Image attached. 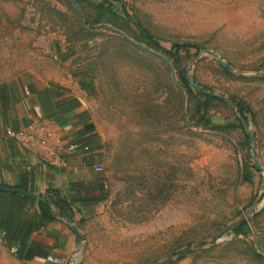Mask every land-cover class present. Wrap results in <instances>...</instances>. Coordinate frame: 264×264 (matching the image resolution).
Here are the masks:
<instances>
[{
  "label": "rangeland",
  "instance_id": "obj_1",
  "mask_svg": "<svg viewBox=\"0 0 264 264\" xmlns=\"http://www.w3.org/2000/svg\"><path fill=\"white\" fill-rule=\"evenodd\" d=\"M99 3L112 13L97 18ZM142 29L186 45L175 60ZM76 68L94 85L105 191L65 264H153L187 246L165 264H264V74L250 76L264 71V0H0V83ZM180 71L254 119L239 126L234 107L203 101ZM239 217L245 233L211 239ZM0 264L22 261L0 242Z\"/></svg>",
  "mask_w": 264,
  "mask_h": 264
},
{
  "label": "crops",
  "instance_id": "obj_2",
  "mask_svg": "<svg viewBox=\"0 0 264 264\" xmlns=\"http://www.w3.org/2000/svg\"><path fill=\"white\" fill-rule=\"evenodd\" d=\"M94 85L86 71L25 73L0 83V185L24 188L44 198L57 189L69 203L51 221L38 202L0 191V242L22 264H65L76 245L66 216L78 227L96 213L104 197V144L91 113ZM36 128L44 143L28 148L11 136Z\"/></svg>",
  "mask_w": 264,
  "mask_h": 264
},
{
  "label": "trees",
  "instance_id": "obj_3",
  "mask_svg": "<svg viewBox=\"0 0 264 264\" xmlns=\"http://www.w3.org/2000/svg\"><path fill=\"white\" fill-rule=\"evenodd\" d=\"M112 13V11L110 10V8L108 6H105L104 3H99L97 4V18L100 15L106 14V13ZM96 18V19H97ZM142 34L145 40V43L147 45H151L155 50L169 54L171 57H173L175 60H177L176 57V53H173L172 49H167L164 46H162L155 37H153L147 30L142 29ZM186 45L185 43H177L175 44V48L178 49L181 46ZM193 45V44H191ZM195 48L200 49L199 46H195ZM226 70V69H225ZM229 72V70H226ZM179 77L181 80V84L182 86H184L187 90H191L190 86L187 82V80L184 77V72L180 71L179 72ZM204 95V100L203 101H207V99H219L218 97H216L215 95H212L210 93H205ZM221 100V99H220ZM234 108L236 110V121L237 124H239V126H243L242 124V120H244L247 123V113L251 116V119L253 120V111L251 110L250 106L242 101V100H231ZM182 103V100H181ZM201 104H198L197 109H199ZM199 120L203 121L204 124L209 125L211 123L210 118L208 116L204 114H201L198 118ZM236 125V124H235ZM234 124H224V128H228V127H233ZM217 127V126H216ZM220 127V126H218ZM249 173L247 172V167H244V171L241 175L243 180H249ZM44 199L46 200V202H38V208H39V213L40 215L48 221H51L55 218V215L58 214L60 216L62 215H66L67 217H69L68 215V211H69V203L68 201L61 197L59 194V191L57 189H53L50 188L47 190V193L44 195ZM80 224V223H79ZM78 224V225H79ZM247 224L245 221H241L239 224H237L232 231L234 233H245V228H246Z\"/></svg>",
  "mask_w": 264,
  "mask_h": 264
},
{
  "label": "water",
  "instance_id": "obj_4",
  "mask_svg": "<svg viewBox=\"0 0 264 264\" xmlns=\"http://www.w3.org/2000/svg\"><path fill=\"white\" fill-rule=\"evenodd\" d=\"M202 50L205 51L206 53L212 55V56H215L214 53L212 51H210V50H207V49H202ZM172 51H173V53H175V48H173ZM216 59L218 60V62L220 63V65L223 68H225L226 70H229V71L231 70L229 65L226 62L222 61L221 58L216 57ZM262 74H264V71H261V72L255 73V74H250V76L255 77V76H260ZM184 77L187 80L188 84L193 89H196V90H199V91H203V92H208V93H210L212 95H215L219 99H221V100L225 101L226 103H228L231 107H234L233 103L229 99L224 97L222 94L214 93V92L210 91L207 87L200 85L193 78H191L189 75H187L185 73H184ZM242 124H243V126L245 128L247 127V123L244 120H242ZM246 133L248 135L249 142H251L253 167L256 168V169H261V167H260V165L258 163L257 157H256L255 144H254V139H255L254 138V133L253 132H249V131H247ZM0 191L17 193V194H20L21 196H23L25 198H29V199L35 200L37 202H46V200L42 196H40L39 194L33 193V192L28 191V190H26L24 188H21V187L0 185ZM63 220L69 224L70 229H71V231H72V233L74 235V242H75L76 246H78L80 244L81 240H82V237H81V235L79 233V229H78L77 225L72 220L67 218L66 216H63ZM242 220H243V218L239 217L235 221L227 224L224 228H222L219 232H217L211 239L212 240L218 239L220 236L230 232ZM206 241L207 240H202L201 242H206ZM189 250H190V246H187V247L179 250L178 252H176L174 257H180L181 255H183L184 253L188 252ZM174 257L173 256H169V257H167V258H165V259H163V260H161L159 262H155L153 264H165V263L171 261Z\"/></svg>",
  "mask_w": 264,
  "mask_h": 264
},
{
  "label": "built area",
  "instance_id": "obj_5",
  "mask_svg": "<svg viewBox=\"0 0 264 264\" xmlns=\"http://www.w3.org/2000/svg\"><path fill=\"white\" fill-rule=\"evenodd\" d=\"M51 132L46 131L44 137H36V128H27V129H22V130H11L7 129L4 132V136H11L15 138L17 141H19L22 145L31 148L34 147L38 143H44L46 138L51 136Z\"/></svg>",
  "mask_w": 264,
  "mask_h": 264
}]
</instances>
